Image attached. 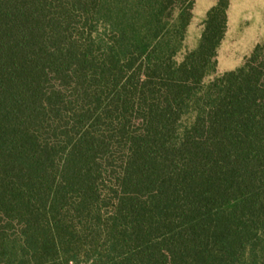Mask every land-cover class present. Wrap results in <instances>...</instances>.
<instances>
[{
	"label": "trees",
	"instance_id": "16d2710c",
	"mask_svg": "<svg viewBox=\"0 0 264 264\" xmlns=\"http://www.w3.org/2000/svg\"><path fill=\"white\" fill-rule=\"evenodd\" d=\"M194 4L0 0V264H264V46L206 81Z\"/></svg>",
	"mask_w": 264,
	"mask_h": 264
},
{
	"label": "rangeland",
	"instance_id": "374dc122",
	"mask_svg": "<svg viewBox=\"0 0 264 264\" xmlns=\"http://www.w3.org/2000/svg\"><path fill=\"white\" fill-rule=\"evenodd\" d=\"M214 2L217 0H195L193 18L178 61L197 47L210 10L207 8ZM228 16V31L218 51L220 70L206 81L242 66L258 45L264 46V0H230ZM222 70L227 71L222 73Z\"/></svg>",
	"mask_w": 264,
	"mask_h": 264
},
{
	"label": "crops",
	"instance_id": "0c3cea01",
	"mask_svg": "<svg viewBox=\"0 0 264 264\" xmlns=\"http://www.w3.org/2000/svg\"><path fill=\"white\" fill-rule=\"evenodd\" d=\"M215 5V2L213 3V4H211V5H209V7L207 8V9H210L211 7H213ZM227 34V33H226ZM218 66H219V64H218ZM219 68V70H220V67H218ZM225 71H227V70H222V73L223 72H225Z\"/></svg>",
	"mask_w": 264,
	"mask_h": 264
}]
</instances>
